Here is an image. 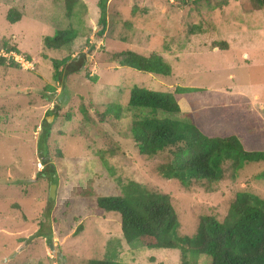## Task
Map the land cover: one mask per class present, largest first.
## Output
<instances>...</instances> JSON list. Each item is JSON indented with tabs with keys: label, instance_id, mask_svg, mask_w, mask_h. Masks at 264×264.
Here are the masks:
<instances>
[{
	"label": "rangeland",
	"instance_id": "obj_1",
	"mask_svg": "<svg viewBox=\"0 0 264 264\" xmlns=\"http://www.w3.org/2000/svg\"><path fill=\"white\" fill-rule=\"evenodd\" d=\"M81 1L86 12L68 20L64 0H0V39L16 45L23 60L20 69H0V264H87L106 256L119 264H180L179 250L127 244L119 215L98 216L96 199L119 195L121 183L134 180L167 194L179 235L192 237L200 217L223 220L238 192L264 198L256 180L264 162L236 174L226 165L214 184L164 179L167 159L140 156L129 138L137 113L128 107L130 90L198 89L177 97L191 109L163 115L207 137L233 135L245 151H264V7L255 0H108L99 36L98 0ZM11 10L22 14L14 24L6 21ZM69 24L89 36L60 51L44 49L45 36ZM222 43L227 48L219 49ZM125 50L159 54L171 75L119 66L115 54ZM66 57L53 80L52 61ZM110 105L121 108L118 118L104 114ZM44 132L46 152L38 148ZM186 261L209 264L192 254Z\"/></svg>",
	"mask_w": 264,
	"mask_h": 264
},
{
	"label": "trees",
	"instance_id": "obj_2",
	"mask_svg": "<svg viewBox=\"0 0 264 264\" xmlns=\"http://www.w3.org/2000/svg\"><path fill=\"white\" fill-rule=\"evenodd\" d=\"M107 1H97L100 14L99 36L104 33L107 25ZM255 1L259 9L264 7V0ZM64 5L65 18L68 20L87 10L81 0H64ZM76 8H79L78 12ZM21 18L19 11L11 10L6 21L14 24ZM80 26L79 29L69 24L64 29H58L53 36H45L44 49L60 51L80 36L88 37L90 30L81 33L82 25ZM215 47L218 46L213 48ZM223 47L227 48V44L222 43L219 49H225ZM11 52L19 53L16 45L1 38L0 69H20L18 63L5 56ZM21 55L31 61L30 57ZM115 58L121 67L164 78L171 75V67L156 53L143 56L125 50L116 53ZM68 60L69 57L52 61L53 80H59L60 68ZM197 90L178 87L175 92H165L138 86L131 88L128 107L135 109L140 115L135 114L136 118L129 128V138L138 154L148 159L164 156L167 163L161 168V176L181 183L191 182L193 185L201 181L210 184L221 181L226 165L236 174L244 164L264 162V151H245L238 138L233 135L225 133L219 137H207L194 126L163 115L181 114L178 95ZM120 113L121 108L114 105L108 106L104 112L105 115L112 114L117 118ZM48 138L47 133H42L38 143L40 151H47ZM256 180L264 185V174L259 175ZM108 213L119 215L122 238L127 244L140 242L147 249L179 250L180 264H189L186 261L189 254L205 257L209 264H264V198L254 193L238 192L223 220L214 216L200 217L192 237L179 235L178 215L167 194L148 190L134 180L122 182L119 195L96 199V214L104 217ZM87 264L119 262L106 256L101 260H91Z\"/></svg>",
	"mask_w": 264,
	"mask_h": 264
},
{
	"label": "crops",
	"instance_id": "obj_3",
	"mask_svg": "<svg viewBox=\"0 0 264 264\" xmlns=\"http://www.w3.org/2000/svg\"><path fill=\"white\" fill-rule=\"evenodd\" d=\"M183 88H187V87H183ZM193 89H195V88H193ZM183 94H181V95H183ZM177 100H178V104L181 106L182 100L180 98H177ZM191 107H192L191 105L190 106L186 105V107H184V108L180 107V109H181V112H183V109L189 110V109H191Z\"/></svg>",
	"mask_w": 264,
	"mask_h": 264
},
{
	"label": "water",
	"instance_id": "obj_4",
	"mask_svg": "<svg viewBox=\"0 0 264 264\" xmlns=\"http://www.w3.org/2000/svg\"><path fill=\"white\" fill-rule=\"evenodd\" d=\"M48 122V118L46 120ZM55 185H52L49 192V200H51L54 197V191H55Z\"/></svg>",
	"mask_w": 264,
	"mask_h": 264
},
{
	"label": "built area",
	"instance_id": "obj_5",
	"mask_svg": "<svg viewBox=\"0 0 264 264\" xmlns=\"http://www.w3.org/2000/svg\"><path fill=\"white\" fill-rule=\"evenodd\" d=\"M16 55H18V54H16ZM5 56H7V55H5ZM11 58L16 62V63H18V64H20V65H22L23 64V60L22 61H19L17 58H16V56L14 55V53H12L11 52ZM16 58V59H15ZM28 63V62H27Z\"/></svg>",
	"mask_w": 264,
	"mask_h": 264
}]
</instances>
